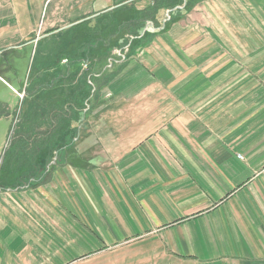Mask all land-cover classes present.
Returning <instances> with one entry per match:
<instances>
[{
  "label": "crops",
  "instance_id": "0c3cea01",
  "mask_svg": "<svg viewBox=\"0 0 264 264\" xmlns=\"http://www.w3.org/2000/svg\"><path fill=\"white\" fill-rule=\"evenodd\" d=\"M26 49L95 87L51 171L0 184V264H264V0H0L6 71Z\"/></svg>",
  "mask_w": 264,
  "mask_h": 264
},
{
  "label": "rangeland",
  "instance_id": "374dc122",
  "mask_svg": "<svg viewBox=\"0 0 264 264\" xmlns=\"http://www.w3.org/2000/svg\"><path fill=\"white\" fill-rule=\"evenodd\" d=\"M88 35V40L80 49L85 51L89 60H98L105 36L101 35L98 42L97 35L100 34L88 31ZM119 41L114 40L113 43ZM107 51L103 52H110L106 59L112 58L110 54L115 55L116 52L112 48ZM77 57H74L75 60L69 56L59 60V65L51 68L52 70L41 63L43 60H39L38 49H26L18 56H10L8 60L13 62L10 71H6L8 66L0 62V184L27 186L31 183V175L38 171H42V174L49 173L55 162L54 156L60 155L67 147L65 139L76 136L80 118L84 114L83 108H86L85 101L92 97L91 89L95 87L89 85L84 77L89 72V61L79 60L82 63L81 70H73L72 79L63 77L64 69L76 64L79 59ZM47 61L53 63L56 60ZM108 78L109 76H104L101 80L107 82ZM47 127L50 132L44 133ZM45 134L52 138L48 145ZM22 136L31 140V143L21 144L19 139ZM15 174H20V177L14 176ZM35 179L37 177L33 178ZM93 259L84 264H112L118 257L107 254Z\"/></svg>",
  "mask_w": 264,
  "mask_h": 264
},
{
  "label": "trees",
  "instance_id": "16d2710c",
  "mask_svg": "<svg viewBox=\"0 0 264 264\" xmlns=\"http://www.w3.org/2000/svg\"><path fill=\"white\" fill-rule=\"evenodd\" d=\"M68 118L69 119H71V117L68 115ZM47 132H50V130H49V127H47L46 128V131L44 132V133H47ZM20 133H22V131L20 132ZM26 133V132H25ZM39 134V133H38ZM49 134H45L44 136H48ZM22 138V139H21ZM45 138V142H47L48 141V139L46 138V137H44ZM31 141V140H30ZM27 138H25L24 136H22V137H20V139H19V142L22 144V143H24L25 142V144H29V143H31ZM47 145H48V142L46 143Z\"/></svg>",
  "mask_w": 264,
  "mask_h": 264
},
{
  "label": "built area",
  "instance_id": "2783aa9c",
  "mask_svg": "<svg viewBox=\"0 0 264 264\" xmlns=\"http://www.w3.org/2000/svg\"><path fill=\"white\" fill-rule=\"evenodd\" d=\"M64 61H67V60H64Z\"/></svg>",
  "mask_w": 264,
  "mask_h": 264
}]
</instances>
